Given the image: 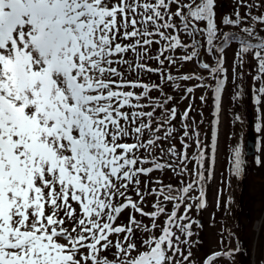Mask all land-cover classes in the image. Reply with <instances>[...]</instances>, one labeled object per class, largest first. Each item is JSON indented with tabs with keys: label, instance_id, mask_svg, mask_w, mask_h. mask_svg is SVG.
<instances>
[{
	"label": "snow or ice",
	"instance_id": "6c2138e0",
	"mask_svg": "<svg viewBox=\"0 0 264 264\" xmlns=\"http://www.w3.org/2000/svg\"><path fill=\"white\" fill-rule=\"evenodd\" d=\"M235 3L218 22L217 0H0V264H238L240 231L203 255L192 239L226 91L264 154V0ZM229 154L241 177L239 140Z\"/></svg>",
	"mask_w": 264,
	"mask_h": 264
},
{
	"label": "rangeland",
	"instance_id": "374dc122",
	"mask_svg": "<svg viewBox=\"0 0 264 264\" xmlns=\"http://www.w3.org/2000/svg\"><path fill=\"white\" fill-rule=\"evenodd\" d=\"M236 7L235 0H217L216 13L218 22L226 14H230ZM243 11V9H242ZM258 11V10H257ZM221 27L229 29L221 24ZM232 28V27H231ZM233 30V29H232ZM229 30V31H232ZM197 38L199 34H197ZM185 40L188 38L185 36ZM190 42V41H188ZM234 59L233 52L229 49L227 52V62L229 65L232 64ZM205 60L207 57L205 56ZM193 64L185 66V70L193 68ZM176 70V69H175ZM198 70V69H197ZM199 71V70H198ZM231 75V72H229ZM148 79L156 81V76L146 77ZM238 82V81H237ZM166 91L172 93V89L166 88ZM229 90H232L231 83H229ZM177 95V103L179 102V94ZM152 95L158 96L159 93L153 92ZM200 91L196 92V104L199 106ZM187 101L180 103V110L186 107ZM247 108H242L240 103L237 102L234 106L236 112L241 113L242 116L246 117V123H237L235 127L229 126V92L226 91L223 95L222 111L220 113V125H219V144L220 151L217 155V162L214 167L215 178L209 181L206 185V198L208 206L206 209L197 211L194 213V218H198L203 224V229L198 232V236L194 235L193 240L199 239L202 248L201 255L205 251H211L217 247V241L219 239L218 233L221 229H227L228 231H240L241 239L237 241L235 238L232 240V247H235L239 242L242 252L236 254V261L238 264H261L264 260V227L260 225V218L264 216V166H257L255 158L257 155H264L258 151L257 141L259 139L258 134L254 130L255 112L249 101H245ZM205 122L202 128V132L206 131L209 127V121L211 117V100L209 105L204 107ZM178 123V122H177ZM252 131L255 134L256 151L255 154L249 155L252 149L247 148L248 132ZM235 133L232 139H229ZM202 135V139H203ZM240 141L242 146V153L245 159V174L241 177H235L230 171V154L229 149ZM210 142V141H209ZM179 146V145H177ZM192 149L189 150L191 153ZM154 177L160 176L159 172L153 173ZM172 176L171 172L164 175L165 183L168 182L169 177ZM173 183L176 180L173 179ZM218 191L220 194L221 205L215 206ZM231 195L232 202L229 205L230 210L225 211L223 202L227 200L228 196ZM127 213H125V216ZM123 219V217L121 218ZM145 223L149 221L145 220ZM255 225L260 229V244L256 245L253 243L254 233L252 232V226ZM243 230L241 231V229ZM245 232L247 235H245ZM224 264V262H221Z\"/></svg>",
	"mask_w": 264,
	"mask_h": 264
},
{
	"label": "water",
	"instance_id": "95a60500",
	"mask_svg": "<svg viewBox=\"0 0 264 264\" xmlns=\"http://www.w3.org/2000/svg\"><path fill=\"white\" fill-rule=\"evenodd\" d=\"M253 139H254V135H253ZM249 146L252 147V149H253V152H252V153H254V150H255V142H254V140L248 142V147H249ZM249 154H250V153H249Z\"/></svg>",
	"mask_w": 264,
	"mask_h": 264
},
{
	"label": "trees",
	"instance_id": "16d2710c",
	"mask_svg": "<svg viewBox=\"0 0 264 264\" xmlns=\"http://www.w3.org/2000/svg\"><path fill=\"white\" fill-rule=\"evenodd\" d=\"M258 10V9H257ZM218 21V20H217ZM233 29V30H232ZM226 31H229V30H232V31H236V29L235 28H229V29H225ZM153 66H155V65H153ZM173 71V73L175 74V72H176V70L175 69H173L172 70ZM172 94H173V92H172ZM178 102V101H177ZM177 122H179V121H177Z\"/></svg>",
	"mask_w": 264,
	"mask_h": 264
}]
</instances>
